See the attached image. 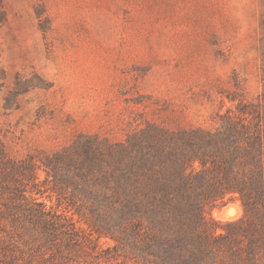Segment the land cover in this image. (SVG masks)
<instances>
[{
  "label": "rangeland",
  "instance_id": "374dc122",
  "mask_svg": "<svg viewBox=\"0 0 264 264\" xmlns=\"http://www.w3.org/2000/svg\"><path fill=\"white\" fill-rule=\"evenodd\" d=\"M263 89L264 0H0V141L14 159L151 123L213 129L216 113ZM36 175L32 197L89 235ZM226 207L229 220L243 214L234 200L209 215L229 221L216 215ZM90 238L75 264H127Z\"/></svg>",
  "mask_w": 264,
  "mask_h": 264
},
{
  "label": "trees",
  "instance_id": "16d2710c",
  "mask_svg": "<svg viewBox=\"0 0 264 264\" xmlns=\"http://www.w3.org/2000/svg\"><path fill=\"white\" fill-rule=\"evenodd\" d=\"M213 122L78 136L38 159H14L0 141V264H75L91 235L127 264H264V89ZM38 169L89 235L32 197ZM234 200L240 218L209 215Z\"/></svg>",
  "mask_w": 264,
  "mask_h": 264
},
{
  "label": "bare ground",
  "instance_id": "6f19581e",
  "mask_svg": "<svg viewBox=\"0 0 264 264\" xmlns=\"http://www.w3.org/2000/svg\"><path fill=\"white\" fill-rule=\"evenodd\" d=\"M228 206V205H227ZM230 208V207H229ZM231 210V209H230ZM228 209V207L224 208L223 212L221 214L217 213L216 215L219 216L221 219L222 218H227V220H229L228 218L233 217L234 218V214ZM237 210V208H236ZM218 212V211H217ZM236 213V212H234ZM239 213V212H238ZM219 219V218H217ZM231 221V220H229Z\"/></svg>",
  "mask_w": 264,
  "mask_h": 264
}]
</instances>
